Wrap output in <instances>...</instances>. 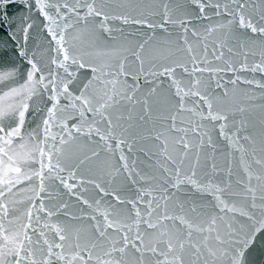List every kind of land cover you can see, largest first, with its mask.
I'll return each instance as SVG.
<instances>
[{"label": "snow or ice", "instance_id": "obj_1", "mask_svg": "<svg viewBox=\"0 0 264 264\" xmlns=\"http://www.w3.org/2000/svg\"><path fill=\"white\" fill-rule=\"evenodd\" d=\"M0 264H264V0H0Z\"/></svg>", "mask_w": 264, "mask_h": 264}]
</instances>
